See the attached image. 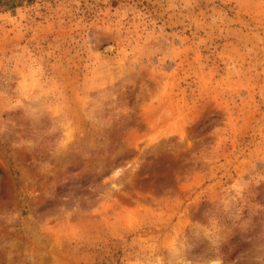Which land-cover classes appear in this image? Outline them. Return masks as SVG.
<instances>
[{
	"label": "rangeland",
	"instance_id": "1",
	"mask_svg": "<svg viewBox=\"0 0 264 264\" xmlns=\"http://www.w3.org/2000/svg\"><path fill=\"white\" fill-rule=\"evenodd\" d=\"M0 264H264V0H0Z\"/></svg>",
	"mask_w": 264,
	"mask_h": 264
},
{
	"label": "built area",
	"instance_id": "2",
	"mask_svg": "<svg viewBox=\"0 0 264 264\" xmlns=\"http://www.w3.org/2000/svg\"><path fill=\"white\" fill-rule=\"evenodd\" d=\"M7 64H8L7 53L4 51V44L1 43V38H0V77H1V74L3 72L4 67Z\"/></svg>",
	"mask_w": 264,
	"mask_h": 264
}]
</instances>
